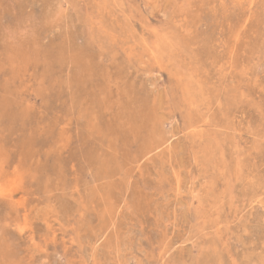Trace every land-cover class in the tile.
<instances>
[{"label": "rangeland", "instance_id": "obj_1", "mask_svg": "<svg viewBox=\"0 0 264 264\" xmlns=\"http://www.w3.org/2000/svg\"><path fill=\"white\" fill-rule=\"evenodd\" d=\"M0 264H264V0H0Z\"/></svg>", "mask_w": 264, "mask_h": 264}, {"label": "bare ground", "instance_id": "obj_2", "mask_svg": "<svg viewBox=\"0 0 264 264\" xmlns=\"http://www.w3.org/2000/svg\"><path fill=\"white\" fill-rule=\"evenodd\" d=\"M121 104V103H120ZM127 117V116H126ZM165 143V142H164ZM170 145V144H169ZM153 149H154V147H153ZM142 155H143V153H142ZM19 227V226H18ZM175 242V241H174Z\"/></svg>", "mask_w": 264, "mask_h": 264}]
</instances>
